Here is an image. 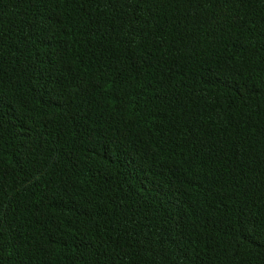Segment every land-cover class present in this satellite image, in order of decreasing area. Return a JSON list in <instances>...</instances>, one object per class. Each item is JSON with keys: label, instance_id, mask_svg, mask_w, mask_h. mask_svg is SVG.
<instances>
[{"label": "trees", "instance_id": "1", "mask_svg": "<svg viewBox=\"0 0 264 264\" xmlns=\"http://www.w3.org/2000/svg\"><path fill=\"white\" fill-rule=\"evenodd\" d=\"M0 264H264V0H0Z\"/></svg>", "mask_w": 264, "mask_h": 264}]
</instances>
